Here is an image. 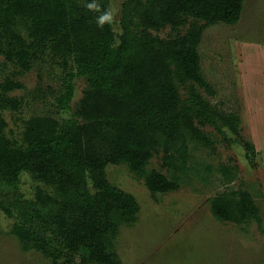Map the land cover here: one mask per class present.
I'll use <instances>...</instances> for the list:
<instances>
[{
  "label": "trees",
  "instance_id": "trees-1",
  "mask_svg": "<svg viewBox=\"0 0 264 264\" xmlns=\"http://www.w3.org/2000/svg\"><path fill=\"white\" fill-rule=\"evenodd\" d=\"M245 1L124 0L116 33L112 18L102 26L98 22L108 12L107 1L89 9L80 0H0V54L9 62L30 70L37 48L49 41L56 52L72 56L74 68L57 108L70 107L76 77L89 83L77 118L31 117L24 121L21 141L8 135L0 113V178L15 184L22 171H32L58 193L14 202L19 219L12 232L24 251L36 250L54 264L71 263L59 262L63 249L81 255V264H123L113 250L119 227L135 222L141 206L110 182L107 166L126 165L153 195L174 192L198 173L189 164L190 140L214 149L204 127L224 138L226 129L238 135L241 116L223 112L203 94L216 91L203 73L198 47L207 25H236ZM17 19L27 23L30 42L10 33ZM167 27L176 34L154 33ZM181 28H187L185 34ZM23 88L11 79L0 82L1 109L18 110L21 100L8 94ZM160 153L169 174L148 168ZM218 171L225 184L237 178L228 166ZM210 204L220 221L242 224L259 215L254 196L243 189L220 192ZM42 207L51 208L53 218H46ZM35 226L43 233L33 231Z\"/></svg>",
  "mask_w": 264,
  "mask_h": 264
},
{
  "label": "rangeland",
  "instance_id": "rangeland-1",
  "mask_svg": "<svg viewBox=\"0 0 264 264\" xmlns=\"http://www.w3.org/2000/svg\"><path fill=\"white\" fill-rule=\"evenodd\" d=\"M106 1L114 30L120 33L119 18L124 0H80L83 5L96 2L100 7ZM186 31L187 28H181L179 33ZM10 33L30 42L27 23L22 19H17ZM154 33L163 38L176 34L170 27ZM1 42L5 43V39ZM198 50L203 73L216 95L202 92L223 112L241 116L239 133L236 135L226 129L228 137L224 138L214 127H204L214 149L204 142L190 140L189 164L195 165L198 173L174 192L153 195L126 165L107 166L110 182L132 194L141 206L137 220L122 223L115 240L113 250L124 264H264V153L259 151L264 142L258 141L260 135L264 139V0H246L236 25H207ZM37 54L28 71L0 54V82L11 79L24 85L23 89L8 94L21 100L18 110L0 107V113L9 124L8 135L20 141L24 121L31 117L52 116L61 121L77 118L80 101L89 88L87 78L76 77L70 107L60 110L56 99L64 91L67 76L74 68L72 56L56 52L52 41L37 48ZM182 93L186 96L183 88ZM258 109L261 112L253 125L251 116ZM163 156V153L155 154L148 168L169 174V168L163 165ZM222 165L237 173L231 184H225L218 171ZM207 167L214 171L209 172ZM238 189L254 196L259 207L258 217L242 224L215 218L209 200L225 190ZM39 192L58 195L54 184L43 182L32 171H22L15 184L0 178V264H54L51 257L36 250L24 251L12 232L19 219L14 202L34 201ZM42 210L46 218H53L51 208L42 207ZM42 230L40 226L33 228L35 232L43 233ZM49 235L50 232L46 233L47 237ZM80 256L78 253L70 255L63 249L59 262L81 264Z\"/></svg>",
  "mask_w": 264,
  "mask_h": 264
},
{
  "label": "crops",
  "instance_id": "crops-1",
  "mask_svg": "<svg viewBox=\"0 0 264 264\" xmlns=\"http://www.w3.org/2000/svg\"><path fill=\"white\" fill-rule=\"evenodd\" d=\"M255 103V102H254ZM253 103V104H254ZM254 107L256 108L257 106L254 104ZM260 110L258 109V111H256V114L254 113V115H252L251 116V121H252V124L254 125H256V119L258 118V114H260ZM258 141L260 142V143H262V142H264V139H262V137H261V135H260V137H259V139H258ZM263 146H261L260 147V150L259 151H261L262 153H264L263 152V148H264V144H262ZM260 146V145H259ZM209 205H210V211H211V204H210V200H209ZM212 213V212H211ZM213 215V214H212ZM118 256L120 257V260L122 261V263H123V260L121 259V256L118 254ZM124 264V263H123Z\"/></svg>",
  "mask_w": 264,
  "mask_h": 264
},
{
  "label": "clouds",
  "instance_id": "clouds-1",
  "mask_svg": "<svg viewBox=\"0 0 264 264\" xmlns=\"http://www.w3.org/2000/svg\"><path fill=\"white\" fill-rule=\"evenodd\" d=\"M88 7H89V9L97 8V6L94 5V4H90V5H88ZM111 18H112V13L111 12H107V13H105L103 16H101L99 18L98 22L102 26L103 23H105V22H111Z\"/></svg>",
  "mask_w": 264,
  "mask_h": 264
}]
</instances>
